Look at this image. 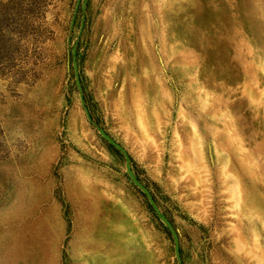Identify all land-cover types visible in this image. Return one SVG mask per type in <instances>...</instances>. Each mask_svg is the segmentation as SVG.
<instances>
[{"label":"rangeland","instance_id":"obj_1","mask_svg":"<svg viewBox=\"0 0 264 264\" xmlns=\"http://www.w3.org/2000/svg\"><path fill=\"white\" fill-rule=\"evenodd\" d=\"M0 264H264V0H0Z\"/></svg>","mask_w":264,"mask_h":264},{"label":"water","instance_id":"obj_2","mask_svg":"<svg viewBox=\"0 0 264 264\" xmlns=\"http://www.w3.org/2000/svg\"><path fill=\"white\" fill-rule=\"evenodd\" d=\"M116 146H118V145H116ZM129 173H130V177L132 178V180L134 181V183L139 188H141L144 191V193L147 195V197H148L150 203L152 204V206L154 207V209L159 213V208L156 205V203H155V201L153 199V196L150 193V191L136 178L135 174L132 171H130ZM163 220L169 225V228L173 232V234H176L173 226L171 225V223L165 217H163Z\"/></svg>","mask_w":264,"mask_h":264}]
</instances>
